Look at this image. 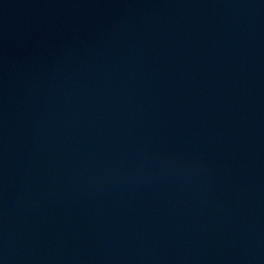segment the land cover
I'll use <instances>...</instances> for the list:
<instances>
[{
    "label": "water",
    "instance_id": "95a60500",
    "mask_svg": "<svg viewBox=\"0 0 264 264\" xmlns=\"http://www.w3.org/2000/svg\"><path fill=\"white\" fill-rule=\"evenodd\" d=\"M246 264H264V227Z\"/></svg>",
    "mask_w": 264,
    "mask_h": 264
}]
</instances>
